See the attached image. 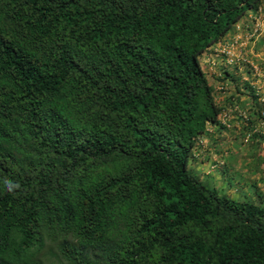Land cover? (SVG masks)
I'll return each instance as SVG.
<instances>
[{
  "label": "trees",
  "instance_id": "1",
  "mask_svg": "<svg viewBox=\"0 0 264 264\" xmlns=\"http://www.w3.org/2000/svg\"><path fill=\"white\" fill-rule=\"evenodd\" d=\"M262 6L0 0V264H264V204L191 170L201 59Z\"/></svg>",
  "mask_w": 264,
  "mask_h": 264
},
{
  "label": "rangeland",
  "instance_id": "2",
  "mask_svg": "<svg viewBox=\"0 0 264 264\" xmlns=\"http://www.w3.org/2000/svg\"><path fill=\"white\" fill-rule=\"evenodd\" d=\"M235 28V33L201 59L216 100L225 102L226 110L219 118L222 125L199 139L191 170L224 195L264 204V120L260 116H264V6L257 13H248ZM226 72L238 81L229 76L222 80ZM245 83L253 89H245ZM218 149L225 158H220ZM228 166L233 169L231 180L224 173Z\"/></svg>",
  "mask_w": 264,
  "mask_h": 264
},
{
  "label": "crops",
  "instance_id": "3",
  "mask_svg": "<svg viewBox=\"0 0 264 264\" xmlns=\"http://www.w3.org/2000/svg\"><path fill=\"white\" fill-rule=\"evenodd\" d=\"M235 33V31H233L231 34Z\"/></svg>",
  "mask_w": 264,
  "mask_h": 264
},
{
  "label": "built area",
  "instance_id": "4",
  "mask_svg": "<svg viewBox=\"0 0 264 264\" xmlns=\"http://www.w3.org/2000/svg\"><path fill=\"white\" fill-rule=\"evenodd\" d=\"M264 115V114H263Z\"/></svg>",
  "mask_w": 264,
  "mask_h": 264
},
{
  "label": "clouds",
  "instance_id": "5",
  "mask_svg": "<svg viewBox=\"0 0 264 264\" xmlns=\"http://www.w3.org/2000/svg\"><path fill=\"white\" fill-rule=\"evenodd\" d=\"M18 186V185H17Z\"/></svg>",
  "mask_w": 264,
  "mask_h": 264
}]
</instances>
